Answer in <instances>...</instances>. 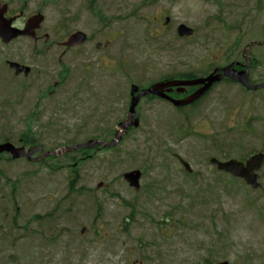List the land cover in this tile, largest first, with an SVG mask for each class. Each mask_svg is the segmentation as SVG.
<instances>
[{
  "label": "rangeland",
  "instance_id": "obj_1",
  "mask_svg": "<svg viewBox=\"0 0 264 264\" xmlns=\"http://www.w3.org/2000/svg\"><path fill=\"white\" fill-rule=\"evenodd\" d=\"M92 1L0 0L8 16H22L16 27L45 19L36 43L0 41V144L19 147L27 131L46 152L107 139L128 117L132 82L201 78L245 63L248 46L252 80L264 81V0ZM181 24L194 38L176 36ZM76 32L87 44L63 48ZM8 61L31 76L15 77ZM137 112L140 126L79 166L72 191L65 156L55 165L2 155L0 264H264V190L210 164L264 150V91L223 84L182 113L145 99ZM133 171L142 172L138 192L123 178Z\"/></svg>",
  "mask_w": 264,
  "mask_h": 264
},
{
  "label": "water",
  "instance_id": "obj_2",
  "mask_svg": "<svg viewBox=\"0 0 264 264\" xmlns=\"http://www.w3.org/2000/svg\"><path fill=\"white\" fill-rule=\"evenodd\" d=\"M5 26L6 29V23L2 20H0V28H3ZM0 33H3V29L0 30ZM180 35L181 36H190L192 35V31L182 27L180 29ZM235 67V65H232L231 67H229L228 69L224 70V74L221 76H211L209 79H207L206 81L209 82L208 84V88H210L216 81L221 80L223 77L227 76L230 77L232 79H235L239 82H241L242 84L246 85L249 89L252 90H258L264 87V85L261 86H250L247 83V78H244L243 76L246 77V75L248 74L247 72L244 73L245 75L237 77L236 75H234L232 72H235L233 70V68ZM203 94V92H199L195 95V97L190 100V102L198 99L199 97H201ZM188 102V103H190ZM187 103V102H186ZM187 103V104H188ZM96 145H103L105 147H107L106 144H88L87 147H95ZM3 150H8L10 153L13 154L14 158L19 159L21 157H27L30 158L31 154L33 153L32 151H30L28 154H25L24 150H15L14 148H12L11 146H5V147H1L0 148V153ZM216 167L220 170H224L227 172H230L231 174H233L236 177H240L243 178L247 181L248 184L252 185L254 188L258 187L257 184V180H258V176H256L254 174V171L259 170L262 167L263 164V156H257L253 159H251L248 163H247V167H245L243 164L237 163V162H229V163H225V164H220L218 162H214ZM138 178H139V174H135V175H128L126 177V179L131 183L132 187L138 188Z\"/></svg>",
  "mask_w": 264,
  "mask_h": 264
},
{
  "label": "trees",
  "instance_id": "obj_3",
  "mask_svg": "<svg viewBox=\"0 0 264 264\" xmlns=\"http://www.w3.org/2000/svg\"><path fill=\"white\" fill-rule=\"evenodd\" d=\"M24 137L26 141L25 144L27 145L34 146L40 143L39 138L33 133H31V131H28L27 133H25Z\"/></svg>",
  "mask_w": 264,
  "mask_h": 264
},
{
  "label": "flooded vegetation",
  "instance_id": "obj_4",
  "mask_svg": "<svg viewBox=\"0 0 264 264\" xmlns=\"http://www.w3.org/2000/svg\"><path fill=\"white\" fill-rule=\"evenodd\" d=\"M171 95L176 98V99H179L182 97V95L180 93H178L177 90H173V92L171 93Z\"/></svg>",
  "mask_w": 264,
  "mask_h": 264
}]
</instances>
